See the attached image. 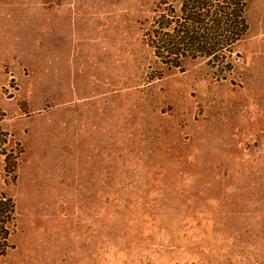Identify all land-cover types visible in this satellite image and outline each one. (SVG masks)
I'll list each match as a JSON object with an SVG mask.
<instances>
[{
	"label": "rangeland",
	"instance_id": "rangeland-1",
	"mask_svg": "<svg viewBox=\"0 0 264 264\" xmlns=\"http://www.w3.org/2000/svg\"><path fill=\"white\" fill-rule=\"evenodd\" d=\"M155 1L0 0L7 264H264V0L230 68L173 69Z\"/></svg>",
	"mask_w": 264,
	"mask_h": 264
},
{
	"label": "trees",
	"instance_id": "trees-1",
	"mask_svg": "<svg viewBox=\"0 0 264 264\" xmlns=\"http://www.w3.org/2000/svg\"><path fill=\"white\" fill-rule=\"evenodd\" d=\"M248 1L156 0L143 39L163 68H182L188 58L230 68L229 56L249 29ZM15 223V200L0 190V264H7Z\"/></svg>",
	"mask_w": 264,
	"mask_h": 264
}]
</instances>
